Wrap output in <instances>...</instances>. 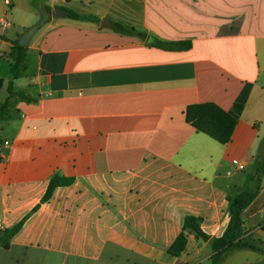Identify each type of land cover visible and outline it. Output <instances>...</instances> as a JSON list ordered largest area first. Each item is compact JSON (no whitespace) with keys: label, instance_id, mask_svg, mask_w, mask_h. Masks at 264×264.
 I'll return each instance as SVG.
<instances>
[{"label":"crops","instance_id":"1","mask_svg":"<svg viewBox=\"0 0 264 264\" xmlns=\"http://www.w3.org/2000/svg\"><path fill=\"white\" fill-rule=\"evenodd\" d=\"M42 3L100 23L50 18L13 79L8 53L40 20V6L0 0L9 21L0 32V72L4 62L10 70L0 76L2 89L13 81L33 99L18 94L12 117L0 122L1 230L24 221L9 248L0 245V264H211V240L195 234L180 255L168 250L187 216L201 218L211 238L221 236L227 196L244 190L263 160L264 0ZM103 18L191 46L149 45L103 26ZM198 103L237 118L231 141L186 121L187 107ZM56 174L73 180L43 202ZM244 229L264 246V173ZM220 264H264V253L233 249Z\"/></svg>","mask_w":264,"mask_h":264},{"label":"trees","instance_id":"2","mask_svg":"<svg viewBox=\"0 0 264 264\" xmlns=\"http://www.w3.org/2000/svg\"><path fill=\"white\" fill-rule=\"evenodd\" d=\"M38 6H43L42 0H34ZM48 10L50 7L46 6ZM66 10V16L71 19L91 21L100 23V18L95 15H82L72 9ZM113 30L121 35L137 38L145 43L153 46H158L165 49H185L191 46L190 41H162L154 36L141 31L133 26H127L119 22H114ZM28 46L20 45L19 40H15L8 53L12 60L11 73L13 79L20 77L22 72L27 68L28 62ZM4 85V79L0 77V90ZM8 95L4 102H0V122L8 120L12 117L11 107L14 99L18 94L25 101H32L25 93H19L15 90L13 81L9 82L7 87ZM242 105H235L234 112L241 113ZM186 121L190 123L198 131L204 132L221 143H228L232 139L234 128L237 124V118L230 112H227L214 103H198L189 105L186 109ZM264 143V139H263ZM264 173V156L261 163L257 166L254 173L247 177V185L244 190L228 195L230 221L219 237L211 238L201 227L202 219L194 216H187L184 220V225L181 233L170 246L168 252L171 255L178 256L188 244L189 235L195 234L203 240H211L212 255L210 257L211 264H220L224 253L233 249H249L264 253V246L261 241H256L245 235L244 229V211L255 200L258 194V188L261 181V175ZM73 178H65L60 175H54L49 183L48 190L42 201H47L51 198L54 189L61 184L71 183ZM24 221L19 222L13 227L6 228L0 231V245L4 248H9L10 241L13 236L20 230Z\"/></svg>","mask_w":264,"mask_h":264},{"label":"water","instance_id":"3","mask_svg":"<svg viewBox=\"0 0 264 264\" xmlns=\"http://www.w3.org/2000/svg\"><path fill=\"white\" fill-rule=\"evenodd\" d=\"M39 10L41 13L40 20L23 32V34L19 39L20 45L28 46L31 38L36 33V31L40 29L45 24V22L48 21L50 18L58 19L66 15V11L62 10L59 7L53 8L51 10H47L45 7L40 6ZM101 24L106 27L114 25L113 22L108 18L101 19Z\"/></svg>","mask_w":264,"mask_h":264},{"label":"rangeland","instance_id":"4","mask_svg":"<svg viewBox=\"0 0 264 264\" xmlns=\"http://www.w3.org/2000/svg\"><path fill=\"white\" fill-rule=\"evenodd\" d=\"M11 8H12V7H11ZM34 9H35L36 11H38L39 14H41L39 8L37 9V8H35V6H34ZM2 68H3V70L0 72V73H1L0 76L7 78L6 76H7L8 74H10V70L7 68L5 62L3 63V67H2ZM32 69H33V64L31 63V64H30V68L27 70V72H26L25 75H26V76L29 75V74L31 73ZM25 78H26V77H25ZM25 78H23V79H25ZM20 81H22V79H21V80H18L17 83H19ZM6 95H7V91H6L5 88H3V89L1 90V92H0V97H1V99L3 100V99L5 98ZM4 136H5V135H4V132L1 130V131H0V137H4ZM254 167H255V164L250 165L249 168H248V171H250V172L253 171V170H254Z\"/></svg>","mask_w":264,"mask_h":264},{"label":"built area","instance_id":"5","mask_svg":"<svg viewBox=\"0 0 264 264\" xmlns=\"http://www.w3.org/2000/svg\"><path fill=\"white\" fill-rule=\"evenodd\" d=\"M9 25V21L6 17H0V32ZM237 164L239 169H244L245 166L243 164ZM2 229V224L0 223V230Z\"/></svg>","mask_w":264,"mask_h":264}]
</instances>
